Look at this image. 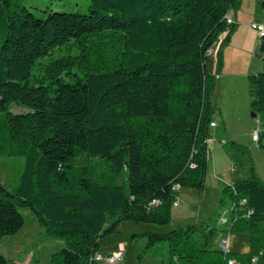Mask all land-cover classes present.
<instances>
[{
  "label": "trees",
  "instance_id": "16d2710c",
  "mask_svg": "<svg viewBox=\"0 0 264 264\" xmlns=\"http://www.w3.org/2000/svg\"><path fill=\"white\" fill-rule=\"evenodd\" d=\"M241 5L90 0L86 13L39 17L22 0H0V156L25 157L13 190L0 181V239L23 228L19 208H30L48 234L65 241L51 264H100L102 237L123 221L169 225L177 187L205 188L212 97L223 47L237 29L227 18ZM57 50L66 52L52 57ZM248 80L264 150V70ZM11 103L30 110L14 113ZM131 148L139 151V171L149 179L158 172L163 184L134 188L123 180ZM84 154L96 163L79 165ZM226 200L231 211L220 223ZM219 206L215 224L144 232L146 249L166 242L167 264H264V181L253 166L249 177L224 187ZM216 223L223 233L247 234L249 251L211 246ZM0 264L16 263L0 253Z\"/></svg>",
  "mask_w": 264,
  "mask_h": 264
},
{
  "label": "rangeland",
  "instance_id": "374dc122",
  "mask_svg": "<svg viewBox=\"0 0 264 264\" xmlns=\"http://www.w3.org/2000/svg\"><path fill=\"white\" fill-rule=\"evenodd\" d=\"M22 4L36 16L45 17L51 11L86 13L89 11L90 0H22ZM240 9L239 32L234 37L232 35L231 41L223 47L224 65L212 97L216 109L214 116L221 134L217 136L220 143L212 144L209 141L211 152L205 188L202 192L192 188L179 189V205L173 206L172 222L167 226L123 221L116 232L102 237L100 252L103 255L124 249V259L116 264H167V243H158L146 249L148 238L143 235L144 232H166L187 224L200 225L204 221L215 224L222 210L219 201L225 186L237 179L249 177L252 166L264 181V150L254 138L255 132L263 129V124L260 115L252 109L253 93L248 80L249 74L264 70V54L260 50L261 35L251 26L253 21L264 19V0H244ZM64 52L66 50H57L51 56L57 57ZM215 56V53L210 55L208 69L211 71L215 70ZM9 109L14 113L30 110L16 103H11ZM210 132L212 135L213 128ZM221 140L226 143L222 144ZM233 142L242 146L243 150L235 147ZM137 158L141 160L138 149L131 148V165L123 180H127L129 186L134 188L155 189L163 184V179L157 176L158 172H154L151 179L145 177L138 169ZM24 163L23 155L0 156V181L8 189L13 190L17 186ZM77 163L88 165L96 163V160L84 154L77 159ZM148 165L153 168L151 163ZM103 171L104 166L97 172ZM228 202L226 200L223 208H228ZM19 210L24 215L25 224L18 233L0 239V253L16 264H51L52 254L62 249L65 241L48 234L30 208L20 207ZM216 225L210 238L211 246H217L218 240L226 237L231 250L249 251L247 234L223 233ZM100 264L107 263L102 261Z\"/></svg>",
  "mask_w": 264,
  "mask_h": 264
},
{
  "label": "built area",
  "instance_id": "2783aa9c",
  "mask_svg": "<svg viewBox=\"0 0 264 264\" xmlns=\"http://www.w3.org/2000/svg\"><path fill=\"white\" fill-rule=\"evenodd\" d=\"M234 20L231 19V18H227V22L228 23H232ZM261 22H264V20L262 21H256V22H253L251 24L252 28L255 29L256 31L258 30V27H261ZM216 52V49H210L208 51V54L209 55H212L213 53ZM216 126V123L215 122H212L210 124V127H215ZM258 134H259V131H256L255 134H254V138L256 140H258ZM208 141H210V139H208ZM223 143L225 141H222ZM180 187L178 186L177 187V191ZM242 203H245V200L242 201ZM174 205H177V203H175ZM230 207L228 206V208H224L223 211H222V215L220 216V223H226L227 222V219H228V216L230 214ZM218 247L224 252V253H229L231 252L232 250L229 248L228 246V239L226 237H221L219 240H218V243H217ZM125 257V252H124V249H119L111 254H107V255H103L101 252L97 253L96 256H95V261L97 262H102V261H105L107 264H116L117 262L123 260ZM235 260H231L228 262V264H235Z\"/></svg>",
  "mask_w": 264,
  "mask_h": 264
},
{
  "label": "crops",
  "instance_id": "0c3cea01",
  "mask_svg": "<svg viewBox=\"0 0 264 264\" xmlns=\"http://www.w3.org/2000/svg\"><path fill=\"white\" fill-rule=\"evenodd\" d=\"M243 1L244 0H242V4H243ZM241 7H242V5H241ZM240 10L241 9H239L237 12H235L230 18L231 19H233V20H235V22L237 23V29H236V31L234 32V34H233V37L239 32V28H238V24H239V19H240V14H239V12H240ZM264 20V19H263ZM259 21V20H258ZM262 21V20H261ZM253 22H256V21H253ZM252 22V23H253ZM232 37V38H233ZM215 59H216V56H215ZM210 72H214V71H211L210 70ZM218 78H219V76H218ZM215 92V91H214ZM256 116V115H255ZM213 120H214V122L216 123V126L215 127H210V131H211V128H213V132H212V135L209 133V139H210V142L213 144V143H220L219 142V140H218V138H217V136L219 135V134H221L220 132H219V123L217 122V120H216V117L213 115ZM261 120V119H260ZM227 132H229V131H227ZM220 136V135H219ZM222 141V140H221ZM223 141H225V140H223ZM222 144H223V142H221ZM224 143H226V141L224 142ZM179 189H182V187H180ZM178 189V190H179ZM221 199V198H220ZM176 203H177V205H174V206H178L179 205V199H178V193H177V201H176ZM233 251V250H232Z\"/></svg>",
  "mask_w": 264,
  "mask_h": 264
},
{
  "label": "bare ground",
  "instance_id": "6f19581e",
  "mask_svg": "<svg viewBox=\"0 0 264 264\" xmlns=\"http://www.w3.org/2000/svg\"><path fill=\"white\" fill-rule=\"evenodd\" d=\"M257 31L260 33L261 36L264 34V22H261V27H258Z\"/></svg>",
  "mask_w": 264,
  "mask_h": 264
},
{
  "label": "water",
  "instance_id": "95a60500",
  "mask_svg": "<svg viewBox=\"0 0 264 264\" xmlns=\"http://www.w3.org/2000/svg\"><path fill=\"white\" fill-rule=\"evenodd\" d=\"M253 115H256V113H253Z\"/></svg>",
  "mask_w": 264,
  "mask_h": 264
}]
</instances>
